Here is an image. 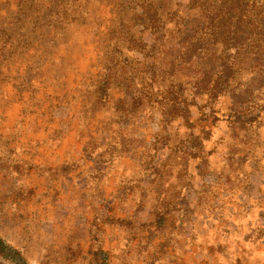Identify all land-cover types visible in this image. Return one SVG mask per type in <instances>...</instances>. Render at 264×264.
<instances>
[{
	"label": "rangeland",
	"instance_id": "obj_1",
	"mask_svg": "<svg viewBox=\"0 0 264 264\" xmlns=\"http://www.w3.org/2000/svg\"><path fill=\"white\" fill-rule=\"evenodd\" d=\"M10 1L0 9V264H264L261 100L205 110L219 119L206 122L215 165L200 177L194 151L184 169L167 148L192 130L179 120L156 136L160 113L142 84L140 110L118 112L114 91L99 104L105 3L44 19V2Z\"/></svg>",
	"mask_w": 264,
	"mask_h": 264
},
{
	"label": "trees",
	"instance_id": "obj_2",
	"mask_svg": "<svg viewBox=\"0 0 264 264\" xmlns=\"http://www.w3.org/2000/svg\"><path fill=\"white\" fill-rule=\"evenodd\" d=\"M38 1L44 2L40 6L43 10L47 6L49 15L44 19H48L53 14L67 15L85 7L90 0ZM99 2L105 3L113 14L112 27L109 25L104 33L108 61L103 73L105 83L97 92L99 104L103 105L104 99L101 91L105 92L106 101L110 96L107 93L114 91L115 109L129 114L140 110L139 102H144V98L149 101L155 96L162 127L156 136L166 130V138L181 120L185 131L192 130L191 138H185L180 145L167 146L168 151L171 156L183 153L184 169L189 167L193 158L189 156L194 151L198 175H206L211 164H215L203 144L207 141L205 126L208 118L219 117H211L205 110L224 106L242 94L261 100L264 110V0ZM11 6L10 0H0V9ZM22 13L17 18L24 23L26 14ZM5 22V17L0 18V32L7 29ZM148 37L155 38L152 45H148ZM145 50L148 56L144 55ZM163 74L167 81L156 89L154 83ZM139 83L145 90L144 98L139 94ZM178 174L183 179L184 171ZM160 196L159 191L156 197ZM18 262L25 264L21 259Z\"/></svg>",
	"mask_w": 264,
	"mask_h": 264
}]
</instances>
